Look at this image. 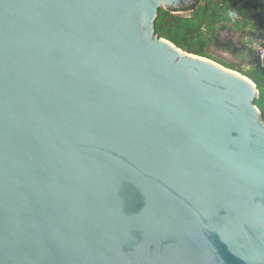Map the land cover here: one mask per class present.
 I'll list each match as a JSON object with an SVG mask.
<instances>
[{"label": "water", "instance_id": "water-1", "mask_svg": "<svg viewBox=\"0 0 264 264\" xmlns=\"http://www.w3.org/2000/svg\"><path fill=\"white\" fill-rule=\"evenodd\" d=\"M193 1L0 0V264H264L258 89L155 34Z\"/></svg>", "mask_w": 264, "mask_h": 264}, {"label": "trees", "instance_id": "trees-1", "mask_svg": "<svg viewBox=\"0 0 264 264\" xmlns=\"http://www.w3.org/2000/svg\"><path fill=\"white\" fill-rule=\"evenodd\" d=\"M154 30L158 37L182 50L209 58L250 78L258 89L253 103L264 121V65L256 55L251 65L242 66L254 55L246 38L255 37L264 43V0H194L179 9L159 8ZM212 48L231 54L239 63L214 56Z\"/></svg>", "mask_w": 264, "mask_h": 264}, {"label": "rangeland", "instance_id": "rangeland-1", "mask_svg": "<svg viewBox=\"0 0 264 264\" xmlns=\"http://www.w3.org/2000/svg\"><path fill=\"white\" fill-rule=\"evenodd\" d=\"M246 40H247V45L252 47V49L254 51V55L252 56V59L250 61L242 64V66L245 68L254 62L253 57H256V55H259L260 59L262 60L260 54H263V52H264V43L260 39L255 38V37H248V38H246ZM211 53L214 56L219 57L223 60L239 63V59L233 57L231 54L224 52L220 49H213L212 48Z\"/></svg>", "mask_w": 264, "mask_h": 264}, {"label": "built area", "instance_id": "built-area-1", "mask_svg": "<svg viewBox=\"0 0 264 264\" xmlns=\"http://www.w3.org/2000/svg\"><path fill=\"white\" fill-rule=\"evenodd\" d=\"M264 53V52H263ZM260 56H262V54H260Z\"/></svg>", "mask_w": 264, "mask_h": 264}]
</instances>
